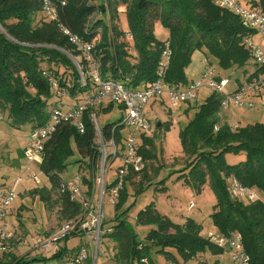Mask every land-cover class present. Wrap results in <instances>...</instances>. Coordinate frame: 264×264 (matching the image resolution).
<instances>
[{
    "label": "trees",
    "instance_id": "1",
    "mask_svg": "<svg viewBox=\"0 0 264 264\" xmlns=\"http://www.w3.org/2000/svg\"><path fill=\"white\" fill-rule=\"evenodd\" d=\"M51 1L63 26L86 42L95 43L102 77L133 90L157 80L165 43H169L172 56L163 82L170 86H188L186 70L196 52L204 53L208 67L213 61L217 64L216 72L221 78H224L221 71L244 70L250 61L253 62L245 41L252 39L256 32L244 27L234 13L216 7L214 0ZM120 7L125 9V32L119 25ZM253 8L264 12V0H258ZM107 10L110 28L104 20ZM157 23L169 31L166 41L155 37ZM98 29H101V35ZM127 36L132 38V44L127 42ZM69 55L78 59L79 52L43 12L42 0H0V113L7 114L13 128L43 126L49 117L48 108L57 96L62 101L56 103L71 99L75 104L87 92L95 91L94 84L89 81L86 87L81 86L79 73ZM255 66L246 82L264 74V67ZM49 77L55 80L56 89L52 88ZM63 92L68 97L63 98ZM113 108L108 105L99 111L111 112ZM192 109H195L192 119L180 132L183 153L189 160L179 171L178 178H184V183L196 192L209 186L216 198L210 214L215 233L225 237L241 234L251 264H264V200L235 201L229 196L232 179L252 188L258 195H264V123L236 125V129L221 123L222 96L216 93L197 109ZM93 110L87 109L84 114V134H79L70 124H61L44 146L40 171L46 177L49 189H37L33 195L38 196L48 209L58 207L59 217L64 222L77 218L82 212L81 206L71 202L63 188L66 181L62 175L72 154L71 142L81 156L76 162L79 172L86 168L89 174L90 168L96 165L94 129L88 119ZM116 123L102 127L104 136H109ZM218 125L215 132L214 127ZM124 133L122 127L114 131L118 143ZM142 139L140 154L147 163L156 160L153 138ZM84 156L87 159H83ZM228 156L236 158V162H228ZM148 165L139 175L128 174L115 206L114 220L104 230V243L112 242V264H143L144 259L152 264L153 254L176 261L170 251L176 252L184 261L198 258L199 264H221L218 260L204 262L198 257L208 252L216 258L225 254L201 235L200 224L191 218L182 224L175 223L167 215L160 214L153 202L135 218L138 227L149 228L144 237H138L126 226L127 211H119L127 202L128 185H136L138 193L142 192ZM136 177H141L139 182L133 181ZM84 181L89 191L91 180L85 178ZM105 224L104 221L103 228ZM74 237L81 238V232L72 233L63 242ZM69 253L64 247L49 257L17 256L12 252L0 255V264H67L64 260ZM91 263L90 258L86 264Z\"/></svg>",
    "mask_w": 264,
    "mask_h": 264
},
{
    "label": "built area",
    "instance_id": "2",
    "mask_svg": "<svg viewBox=\"0 0 264 264\" xmlns=\"http://www.w3.org/2000/svg\"><path fill=\"white\" fill-rule=\"evenodd\" d=\"M258 0H214L216 7L230 11L237 15L243 26L254 30L256 34L264 37V12L253 8ZM43 12L56 23L61 33L68 38L70 44L79 52L78 59L69 57L79 73L80 84L86 87L88 81L94 84V92H87L83 99L75 104L60 103L50 111L48 120L43 126L32 129L29 134V144L24 151V157L29 163H34L39 156L44 155V146L56 128L61 124H70L76 128L79 134L85 133L83 120L87 109H95L88 114V119L94 129V147L97 150L98 170H90L89 174L78 173L63 185L69 200L81 206V214L64 222L54 233L46 238L36 240L35 251L48 254L61 250L63 241L74 232H81L82 245L70 264H86L90 258L97 260L106 253L101 249V238L104 234L103 204L106 196L116 206L120 192L128 174H141L147 165L140 154V138L148 137L152 131L151 124L147 121L144 109L146 104L163 95L168 97L171 108L176 109L181 104H186L196 99L203 88L222 96V107L229 108L231 103L238 106L253 107V98H259L264 93V74L254 78L250 82H244L235 91L227 92L228 78H221L214 68L208 67L197 79L191 81L188 86H170L163 82V75L168 68L172 52L169 43L163 46L159 61L158 78L153 84L141 86L139 89H131L123 83L104 79L101 74V61L95 49V43L86 42L82 38L72 34L68 28L59 21L51 0H42ZM99 35L101 29H98ZM251 52L254 64L264 67V50L254 43L252 39L245 41ZM53 89L56 82L48 78ZM63 98L68 97L62 93ZM253 97V98H252ZM113 105L121 111V117L111 130L109 136H104L102 126L99 123L100 108ZM264 107V102L261 103ZM107 114L109 112H106ZM104 113V114H106ZM124 128L120 143L116 141L114 131ZM237 127L234 126L233 129ZM218 130L217 127L214 129ZM120 161L116 169L115 179L109 181L108 172L115 161ZM85 178L92 180V190L88 191ZM38 183V178L34 177ZM21 179H18L20 182ZM229 196L231 200L255 202L260 200L258 194L250 187L244 186L236 179L229 182ZM0 255L14 252L15 246L8 230L7 218L9 209L15 200L16 194L11 189L5 190L0 195ZM193 205L191 204V207ZM111 232V230H108ZM208 240L217 248L227 253L232 264H251L249 255L245 252L241 234L234 233L225 237L215 233ZM90 248L92 252H90ZM148 264L147 260L142 261Z\"/></svg>",
    "mask_w": 264,
    "mask_h": 264
},
{
    "label": "rangeland",
    "instance_id": "3",
    "mask_svg": "<svg viewBox=\"0 0 264 264\" xmlns=\"http://www.w3.org/2000/svg\"><path fill=\"white\" fill-rule=\"evenodd\" d=\"M124 10V7L119 8V25L123 32L127 31L126 18L123 16ZM104 20L105 24L110 28L111 24L108 18V10ZM154 35L159 41H166L169 36V31L158 23L154 26ZM253 38H255L254 42L257 43L256 41L261 39V36L255 34ZM126 39L129 44L133 43L132 38L129 36H127ZM260 45L264 48V43H261ZM206 63L207 58L203 52H196L194 54L189 66V68H196L195 73L193 72V77H195L201 69H204ZM211 67L215 70L218 68L214 61ZM255 67L254 62L250 61L244 70L237 69L231 72L221 71L220 74H222V77L228 78L230 84L233 85L237 79L240 82H245L249 74L255 70ZM58 69L60 72L63 71L62 68ZM231 85H229L227 89L228 91L232 88ZM212 93L213 92L211 90L203 88L196 99L191 102L189 113L185 112V110L189 108V104H182L176 109L171 108L166 95H163L162 98L164 102L162 101V103L160 102L161 99H152L146 104L144 114L147 121L152 126L151 133L153 136V143L156 146L158 154L157 172H155V162L152 168L147 167V172L150 175L146 176L142 182L141 186L145 188L142 192L138 193L139 188L136 185H129L128 194H131V196L119 211V213L127 211L125 214L126 226L133 230L138 237H144L149 228L142 226L138 227L135 221L136 215L152 202L155 204L156 209L160 214L167 215L175 223L182 224L188 218L194 219L202 226L201 235L205 239H208L210 235L215 234L216 230L213 227L210 218V214L213 212V207L216 203L214 192L209 186H205L200 192H196L184 183V178H178L180 176L179 171L185 167L189 160L187 155L183 153L180 132L185 129L195 113V109H192V107L197 109V107L202 105ZM58 100L62 101L61 97L57 96L56 100H53L52 106L50 105L48 110L51 111L53 108L57 107L60 104L58 103ZM56 101L58 102L56 103ZM63 102L67 105L74 103L71 99L64 100ZM252 102L253 107L250 108L246 106L240 107L234 103H231L229 108H222V112L228 120L227 125L234 126L236 124L240 127H244L255 123H264V107L261 106V103L264 102V93H261L260 97ZM229 113H231L230 119H228ZM1 114L5 115L6 113ZM121 116V111L117 107H114L108 114L100 113L98 119L100 125L103 127L106 124L117 122ZM158 124L162 125V127L158 128ZM30 127V125L23 126L21 132L28 133ZM15 144L16 142H14V145ZM71 145L72 154L68 158L67 170L62 175V178L65 181L72 179L75 175L80 173L76 162L80 161L81 156L78 153L75 144L71 142ZM6 157L5 160H7ZM83 159L87 158L84 156ZM227 160L230 163L236 162V158L231 156H228ZM36 162L38 163L31 165L24 159H20V167H8L2 171H6V177H8L7 180L9 181L8 182L5 179L6 183L13 184L18 178L22 179L17 187L18 194H16V198L9 209V215L7 218L8 230L12 227V230L14 231L11 235V240L15 246L14 253L17 256H37L34 249L36 240L46 238V236L51 235L64 222L59 217L58 207H54L52 209L45 207L44 213L41 210L42 204L38 199H34V195L24 196L23 191L26 186L31 189H37L43 186L48 187L47 179L39 168L42 161L36 160ZM97 163L98 162H96L95 166L90 168L91 171L98 170ZM148 164H150V162H148L147 165ZM119 165L120 161L118 160L113 163L111 170L108 172L109 181H113L115 179L116 169ZM85 170L87 169L85 168ZM85 170L83 168L81 173L87 174ZM34 177L38 178L39 184L35 182ZM163 187L165 189H163ZM5 190L2 188L0 195ZM91 190L92 185L90 186V191ZM258 197L264 200V195H258ZM25 198H27L30 203L28 207H24L26 205ZM31 199L34 202L31 203ZM191 204L193 205L192 207ZM22 205L24 206L22 207ZM19 208L20 210L18 211ZM103 213L105 216L104 221L106 222L105 227L103 228L104 231L106 228L110 227L115 217V206L111 203L109 196L105 197ZM43 228H45V232H43ZM103 240L104 238L102 236L101 249L106 252L107 255L104 257L100 255L95 262L94 259L91 258V264H112V260L110 258L112 256V242L106 241L108 242L107 246L106 242L104 243ZM82 241L83 240L76 237L70 240L68 246L71 247L73 245L83 243ZM30 249L35 253L33 251L28 253V250ZM90 252H92L91 248ZM41 255L49 257L53 255V253H41ZM205 255L206 256H204V254H199L198 257L204 262H215L216 260H218L221 264L231 262L230 257L227 254H219L217 255V258L212 256L210 252ZM67 258L69 259V257H66V260H64L65 262H67ZM197 259L198 258H193L191 260L184 261L181 257H179V263H176L177 261L167 260L164 257L159 258L157 255L152 257L153 264H199ZM49 264H55V262H50Z\"/></svg>",
    "mask_w": 264,
    "mask_h": 264
},
{
    "label": "crops",
    "instance_id": "4",
    "mask_svg": "<svg viewBox=\"0 0 264 264\" xmlns=\"http://www.w3.org/2000/svg\"><path fill=\"white\" fill-rule=\"evenodd\" d=\"M97 2L98 3H102V0H97ZM158 24V23H157ZM256 38V37H255ZM255 38H253L252 40L254 41V39ZM259 41V42H258ZM257 43L256 44H258V45H260L261 43H264V37H261V39H259V40H257L256 41ZM255 43V42H254ZM261 46V45H260ZM262 48V47H261ZM262 50H264V48H262ZM194 56V55H193ZM208 68V65H207V63L205 64V66H204V69H201V71H199L198 73H197V75L195 76V77H193V74L195 73V71H196V68H188L187 70H186V76H187V79L189 80V82H191V81H193V80H195L196 78H198L206 69ZM194 72V73H193ZM226 72H231V71H226ZM222 75V74H221ZM231 76V75H230ZM237 82V83H236ZM236 82H234V84L233 85H231L230 83H229V85H231L232 86V88L230 89V91L229 92H233V91H235L240 85H242V83H244V82H240L238 79H237V81ZM163 97V96H162ZM162 97H160V98H156V99H161L160 100V102L162 103V101L164 102V100H163V98ZM253 98V97H252ZM256 99H258V98H253V100H256ZM169 101V100H168ZM182 105V104H181ZM183 105H185V104H183ZM188 105V104H187ZM189 110H190V104H189V108H188ZM188 109H186L185 110V112L186 113H189L190 111L188 110ZM223 110V109H222ZM222 110H221V112H220V114H219V118H220V121H221V123H226L227 124V122H228V120H227V117L223 114V112H222ZM8 116H7V114H5V115H2L1 113H0V191H1V189L3 188L4 190L6 189V190H8V189H11V190H13L14 191V194H18V192H17V187H18V185L20 184V182L22 181V179L21 178H18V179H21V181L20 182H18V179L17 180H15L14 181V183L13 184H11V183H6L5 182V179L7 180V178L8 177H6V171L5 172H2L4 169H6V168H8V167H14V166H17V167H20L21 166V163H19V160L21 159V160H25V158H24V150L26 149V147L28 146V144H29V133H30V131H31V127H30V130L28 131V133H22L21 132V129H22V127H20V128H13L11 125H10V123H9V120H8V118H7ZM231 118V113H229V117H228V119H230ZM234 126H236V124L234 125ZM237 126H239V125H237ZM157 127L158 128H160V127H162V125H160V124H158L157 125ZM149 138H153V136L151 135V136H149ZM14 142H16V144L14 145ZM142 142H143V139H141L140 138V146L142 145ZM6 155H7V157H6ZM5 157L7 158V160H5ZM37 160H39V161H42L43 160V157L42 156H39L38 157V159ZM26 161V160H25ZM150 162V164L148 165V167L149 168H152V166H154V162H155V165L156 166H154L155 167V172H157V164H158V154H157V159L156 160H152V161H149ZM35 163H38V162H34L33 164H35ZM42 163V162H41ZM32 165V164H31ZM41 165V164H40ZM40 165H39V168H40ZM160 165V164H159ZM26 170V169H25ZM146 174H147V176L148 175H150L148 172H146ZM140 178L141 177H136L133 181H135L136 180V182H139L140 181ZM8 181V180H7ZM9 182V181H8ZM36 182V181H35ZM48 182V181H47ZM37 183V182H36ZM11 184V185H10ZM37 184H39V181H38V183ZM42 184V183H41ZM128 187H130L129 185H128ZM41 188H47V189H49V184H48V187H45V186H43V187H41ZM41 188H37V189H41ZM37 189H31V188H29V187H25V190L23 191V193H24V196L25 195H31V196H33V194H34V192L37 190ZM163 189H165L164 187H163ZM20 195V194H19ZM130 196H131V194H128V199L130 198ZM34 197V199H38L39 200V202L42 204L41 205V210L45 213V205H44V203L39 199V197L38 196H33ZM16 198V197H15ZM26 199V205L24 206V205H22V207L24 206V207H28V205H30V203H29V201L27 200V198H25ZM128 199H127V201H128ZM119 200V199H118ZM32 202H34L32 199H31V203ZM21 208V207H20ZM20 208L18 209V211L20 210ZM18 211H17V215H18ZM64 223V222H63ZM62 223V224H63ZM61 224V225H62ZM10 227V226H9ZM9 231H10V233H11V235L13 234V230H12V227L11 228H9ZM43 232H45V228H43ZM42 233V232H41ZM49 236V235H48ZM47 237V236H46ZM74 238H76V237H74ZM74 238H71V239H74ZM70 239V240H71ZM81 239V238H80ZM70 240L68 241V242H63L62 243V245H61V247L63 248H67L69 251H70V253H69V255L67 256V257H69V259L67 258V264H70V262L72 261V259L74 258V256L76 255V253H77V251H78V248H79V246L82 244V243H80V244H77V245H73V246H71V247H69L68 246V244H69V242H70ZM33 250H28V253H30V252H32ZM34 252V251H33ZM36 252V254L37 255H39V256H41V253H39V252H37V251H35ZM34 252V253H35ZM174 256H175V258H176V263H179V260H178V255H177V253L176 252H174V251H170ZM225 254H227V253H225ZM35 255V254H34ZM154 255H157V254H153V256ZM201 255V254H200ZM228 255V254H227ZM19 256V255H18ZM45 256V255H44ZM152 256V257H153ZM159 258L160 257H163L162 255H157ZM199 256V255H198ZM204 256H206V255H204ZM229 256V255H228ZM45 257H47V256H45ZM66 260V259H65ZM197 261H198V259H197ZM230 261H231V259H230ZM229 263H231V262H229ZM152 264H153V260H152Z\"/></svg>",
    "mask_w": 264,
    "mask_h": 264
},
{
    "label": "bare ground",
    "instance_id": "5",
    "mask_svg": "<svg viewBox=\"0 0 264 264\" xmlns=\"http://www.w3.org/2000/svg\"><path fill=\"white\" fill-rule=\"evenodd\" d=\"M100 34H101V32H100ZM72 61H73V60H72ZM73 63H74V62H73ZM191 102H192V101H191ZM191 102H188V103H186V104H190ZM61 103H63V102H61ZM222 108H223V107H222ZM49 114H50V112H49ZM215 127L219 128V126H215ZM215 127H214V129H215ZM230 127L233 128L234 126H230ZM31 131H32V130H31ZM31 131H30V132H31ZM217 131H218V130H217ZM151 132H152V131H151ZM215 132H216V131H215ZM29 134H30V133H29ZM151 135H152V133L149 134V136H151ZM149 136H148V137H149ZM28 138H29V137H28ZM45 144H46V143H45ZM27 147H28V146H27ZM27 147H26V148H27ZM24 151H25V150H24ZM24 158H25V157H24ZM25 160H26V159H25ZM26 161H27V160H26ZM27 162H28V161H27ZM96 162H98V161L96 160ZM28 163H29V162H28ZM29 164H33V163H29ZM97 164H98V163H97ZM70 180H71V179H70ZM67 181H69V180H66V182H67ZM85 185H86V184H85ZM92 186H93V183H92ZM86 187H87V185H86ZM87 188H88V187H87ZM89 190H90V189H89ZM122 190H123V189H122ZM121 192H122V191H121ZM121 192H120V194H121ZM142 261H143V260H142ZM147 263H148V262H147Z\"/></svg>",
    "mask_w": 264,
    "mask_h": 264
}]
</instances>
